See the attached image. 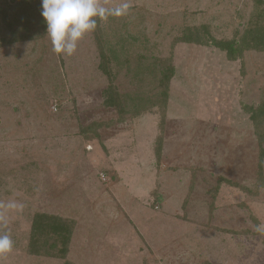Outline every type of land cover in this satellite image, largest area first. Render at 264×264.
I'll return each mask as SVG.
<instances>
[{
	"label": "rangeland",
	"instance_id": "rangeland-1",
	"mask_svg": "<svg viewBox=\"0 0 264 264\" xmlns=\"http://www.w3.org/2000/svg\"><path fill=\"white\" fill-rule=\"evenodd\" d=\"M129 2L72 56L40 29L8 42L0 19V200L25 205L10 216L14 247L0 264H64L30 249L38 212L75 221V264H264V188L217 189L222 177L255 188L264 50L230 60L211 41L264 24V0ZM190 29L208 42L179 41ZM170 58L164 115L158 81ZM111 83L123 115L105 102Z\"/></svg>",
	"mask_w": 264,
	"mask_h": 264
},
{
	"label": "trees",
	"instance_id": "trees-1",
	"mask_svg": "<svg viewBox=\"0 0 264 264\" xmlns=\"http://www.w3.org/2000/svg\"><path fill=\"white\" fill-rule=\"evenodd\" d=\"M42 10L41 0H9L3 4L0 3V19L8 29L7 33L9 32L10 34L8 42L12 43L26 38L25 35H27L28 31L32 32L29 33L30 35H34L35 30L37 29H40L44 35L47 32V23L42 16ZM98 21L99 19L97 18V25ZM18 23L23 24V29L21 28L22 30L15 27V24ZM207 34H210L208 30ZM211 39L216 47L226 52L230 60H236L242 57L244 51L248 49L264 50V24H257L256 26L248 27L239 37H233L231 39ZM178 40L196 44H206L208 42L205 40V36L198 32H193L192 29H190V32L184 33V35L181 36V38H178ZM101 55L102 58H104V53ZM171 61L172 59L170 58L167 62V66L165 65V61L163 62L162 65H164V67L161 68V78L158 81V83L162 86L161 98H163L162 106L164 115L169 82L174 75V66ZM103 69L106 71L105 67L102 68V70ZM105 91V95H107V98L105 99L106 104L117 107L118 112L123 115L125 113L124 104L121 105V102L119 101L120 99L116 101V99L119 98V93L117 92L115 84L111 83ZM111 92H114V96H111ZM260 110H264V103L260 106ZM252 117L254 122L257 123V121H255V113L252 114ZM261 136L262 134H259L260 160L258 162L255 188L251 189L247 186L222 177L218 181L217 189H220L223 182H226L231 186L241 188L245 192L252 195L257 194L261 188H264V136H262L263 138ZM161 152L162 138H158L156 142V155L158 161L161 158ZM215 195L216 194L213 196ZM210 206H213V202ZM74 227L75 221L73 219L64 218L55 214L38 212L35 214L32 221L30 249H32V252L35 254H44L64 259V264H75L67 259L69 244ZM40 249H42V251Z\"/></svg>",
	"mask_w": 264,
	"mask_h": 264
},
{
	"label": "clouds",
	"instance_id": "clouds-1",
	"mask_svg": "<svg viewBox=\"0 0 264 264\" xmlns=\"http://www.w3.org/2000/svg\"><path fill=\"white\" fill-rule=\"evenodd\" d=\"M110 0H42V16L47 23V36L50 38L52 51L57 55L72 56L78 42L87 33L97 28V18L107 21L109 16L127 14L132 7L129 0H124L115 7L107 6ZM25 205L15 199L0 200V261L11 253L14 241L7 231L10 216L22 212ZM256 231L264 232V225Z\"/></svg>",
	"mask_w": 264,
	"mask_h": 264
}]
</instances>
